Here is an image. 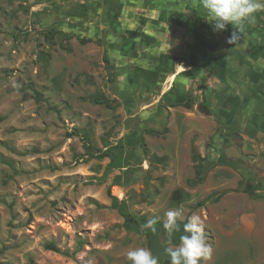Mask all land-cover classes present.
<instances>
[{"label": "rangeland", "instance_id": "obj_1", "mask_svg": "<svg viewBox=\"0 0 264 264\" xmlns=\"http://www.w3.org/2000/svg\"><path fill=\"white\" fill-rule=\"evenodd\" d=\"M63 1L0 0V264H131L128 251L151 250V230L126 226L124 214L163 224L177 209L178 223L193 214L204 221L213 252L201 264H264V179L222 151L239 142L246 157L258 153L244 128L217 124L238 127L232 94L192 86L191 109L154 103L157 83L136 89L138 74L114 56L121 50L96 24L82 33L72 16L86 9ZM82 136L98 150L116 148L114 165L85 161ZM193 148L211 167L198 184ZM212 194L224 195L198 206ZM178 233L161 231L162 245L178 246Z\"/></svg>", "mask_w": 264, "mask_h": 264}, {"label": "crops", "instance_id": "obj_2", "mask_svg": "<svg viewBox=\"0 0 264 264\" xmlns=\"http://www.w3.org/2000/svg\"><path fill=\"white\" fill-rule=\"evenodd\" d=\"M63 2L66 6L71 5V0ZM77 2L86 9V15L72 16L76 23H83L81 32L90 31L84 24L87 22L96 24V28L94 25L91 28L98 30L102 38L106 34L109 44L121 50L114 56L128 63L122 66L124 70L138 74L136 89L150 92L147 86L157 83L154 103L168 102L174 108L184 107L183 104L193 95L192 86L199 87L202 92L228 90L242 115L238 127L218 122L219 127L234 131L242 127L249 140L256 138L258 132L261 135L264 120V10L255 13L253 23L245 21L241 39L236 45H230L227 40L234 31L233 27L228 25L223 31H213L204 18L200 0ZM93 11L106 15L105 20L102 19L104 23L91 21V18L99 19L100 16H90ZM82 38L92 37L82 35ZM155 74L161 76L157 82ZM183 91L187 93V99L177 101L175 93ZM172 92H175L173 96Z\"/></svg>", "mask_w": 264, "mask_h": 264}, {"label": "clouds", "instance_id": "obj_3", "mask_svg": "<svg viewBox=\"0 0 264 264\" xmlns=\"http://www.w3.org/2000/svg\"><path fill=\"white\" fill-rule=\"evenodd\" d=\"M201 7L205 12L204 18L209 22L213 31H223L228 25L234 29L227 43L236 45L244 31L245 21L253 23L255 13L264 10V2L261 0H200ZM182 212L169 210L166 213V221L162 228L171 237L180 230L178 220ZM155 219H149L142 225L143 229L157 231ZM204 221L199 215L193 214L183 226L185 235L180 236L178 246L170 247L166 251L170 255L171 264H201L207 261L213 252V245L205 232ZM127 259L131 264H158V256L152 251L139 247L127 252Z\"/></svg>", "mask_w": 264, "mask_h": 264}, {"label": "trees", "instance_id": "obj_4", "mask_svg": "<svg viewBox=\"0 0 264 264\" xmlns=\"http://www.w3.org/2000/svg\"><path fill=\"white\" fill-rule=\"evenodd\" d=\"M77 16V15H76ZM81 41L86 44L89 42H92L91 38H82ZM263 96H264V92H262ZM191 98V97H190ZM93 102L96 104H101V105H105L107 108L109 109H115L116 107L113 105L114 101H109L108 99L102 97H96L93 99ZM183 106L187 109H191L192 105L190 103V101L188 100L187 102H185L183 104ZM155 132V131H154ZM156 133V132H155ZM79 134V133H78ZM83 140H84V146H85V156H87V158L85 159V161H89L91 159L94 158H110L111 159V163H110V167L114 165V158H115V154L113 153L114 149L117 150L116 148H109L105 151L102 150H98L95 147H93V145L91 144L90 140L88 137L86 136H82ZM122 149V145L119 147ZM193 154H194V159L195 161L198 162V170H197V176H196V180L193 182V184H198V183H202L205 180V177L207 175V172L209 171V169L211 168L210 166H205L202 163V159L201 157L196 153L195 148L192 149ZM114 168V167H112ZM250 191V187L248 189H246V192ZM109 194L113 199V203H112V208L113 209H120L121 208V204L123 201H120L119 199H117L116 197L112 196L111 193V189H109ZM181 195H182V191L177 190L174 193V199L177 202H180L181 200ZM224 194H212L210 195L205 201L201 202L198 206H204L207 203H218L221 198L223 197ZM124 217L126 219V226H140L141 224H144L147 222V218L146 217H142L140 220H137L134 217L129 216L128 214H124ZM187 223V220L182 222V223H178L180 230L179 233L175 236L172 237V239L174 240V242H176L177 244H179L180 242V236L185 235L186 233H184L183 231V226L184 224ZM161 224V222H157V224L155 225V227L157 225ZM164 230V229H163ZM162 230V231H163ZM165 231V230H164ZM153 231L151 230L149 232V239H150V243H151V236H152ZM46 249L50 250V251H54V252H59V249L55 246V244H47L46 245ZM67 254V253H64ZM154 256H156V254L153 252ZM158 264H171V259H170V255L167 253L165 259L161 260L160 258H158ZM30 264H35V262L33 261V259L30 260Z\"/></svg>", "mask_w": 264, "mask_h": 264}, {"label": "flooded vegetation", "instance_id": "obj_5", "mask_svg": "<svg viewBox=\"0 0 264 264\" xmlns=\"http://www.w3.org/2000/svg\"><path fill=\"white\" fill-rule=\"evenodd\" d=\"M261 135H258L256 138H252L258 149V153L254 152L255 156H252L251 158L246 157V155L241 151L239 148V142L232 144V145H225L222 149L224 157L226 159H233L236 160L237 162L242 163L247 167V169H250L251 171L254 172V174L258 175L260 178L264 179V120H263V125L261 126ZM235 147L240 151L241 156L237 158H230V155H234L233 151H231V148Z\"/></svg>", "mask_w": 264, "mask_h": 264}, {"label": "water", "instance_id": "obj_6", "mask_svg": "<svg viewBox=\"0 0 264 264\" xmlns=\"http://www.w3.org/2000/svg\"><path fill=\"white\" fill-rule=\"evenodd\" d=\"M231 151H233L234 155H230V158H237L241 156L240 151L232 147ZM163 224H159L156 226L157 231H153L152 236H151V245L150 248L151 250L160 258L161 260L165 259L167 255V249L162 245L161 240H160V234L161 231L163 230L162 228Z\"/></svg>", "mask_w": 264, "mask_h": 264}, {"label": "bare ground", "instance_id": "obj_7", "mask_svg": "<svg viewBox=\"0 0 264 264\" xmlns=\"http://www.w3.org/2000/svg\"><path fill=\"white\" fill-rule=\"evenodd\" d=\"M117 192H118L119 195H122L123 194L122 189H117Z\"/></svg>", "mask_w": 264, "mask_h": 264}]
</instances>
